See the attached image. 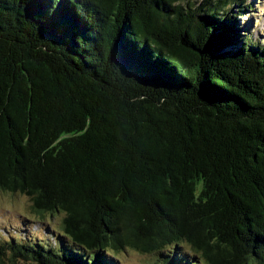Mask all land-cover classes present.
<instances>
[{
    "label": "trees",
    "instance_id": "trees-1",
    "mask_svg": "<svg viewBox=\"0 0 264 264\" xmlns=\"http://www.w3.org/2000/svg\"><path fill=\"white\" fill-rule=\"evenodd\" d=\"M252 8L0 0V192L53 238H1L0 264H264Z\"/></svg>",
    "mask_w": 264,
    "mask_h": 264
},
{
    "label": "rangeland",
    "instance_id": "rangeland-1",
    "mask_svg": "<svg viewBox=\"0 0 264 264\" xmlns=\"http://www.w3.org/2000/svg\"><path fill=\"white\" fill-rule=\"evenodd\" d=\"M253 8L239 15L240 24L249 22V30L252 38L262 42L264 39V0H247ZM28 199L20 194L11 196L0 192V241L1 238L11 236L21 237L25 240L44 238L52 241V232L48 230L47 223L37 222L29 212ZM4 264H10L7 256L3 258ZM118 264H149L153 261L151 256L142 255L139 252L127 249L118 254ZM18 264H33L32 262L18 260Z\"/></svg>",
    "mask_w": 264,
    "mask_h": 264
}]
</instances>
